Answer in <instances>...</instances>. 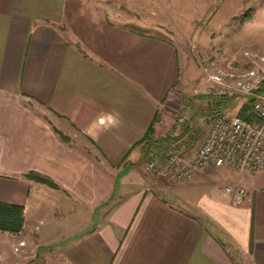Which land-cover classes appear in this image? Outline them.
<instances>
[{
    "label": "crops",
    "instance_id": "crops-1",
    "mask_svg": "<svg viewBox=\"0 0 264 264\" xmlns=\"http://www.w3.org/2000/svg\"><path fill=\"white\" fill-rule=\"evenodd\" d=\"M151 1L136 17L110 0H0V201L23 207L20 231H0V264H264V169L182 182L143 170L179 83ZM234 182L238 205L222 189Z\"/></svg>",
    "mask_w": 264,
    "mask_h": 264
},
{
    "label": "rangeland",
    "instance_id": "rangeland-1",
    "mask_svg": "<svg viewBox=\"0 0 264 264\" xmlns=\"http://www.w3.org/2000/svg\"><path fill=\"white\" fill-rule=\"evenodd\" d=\"M153 1H157L159 23L165 22L172 43L175 44L173 46L179 83L172 91L178 100L169 101V113L174 119L180 109H183L181 99L187 101L183 121L189 126L196 123L200 115L207 113L209 107H212V100L217 97L213 94V83L209 79V75L216 74V70L237 74L249 70L264 72V54L259 52V47L264 44V0ZM149 2L150 0H110V5L115 13L138 17L142 14L137 10L138 6L141 5L144 10V5ZM247 10L250 11V19L239 18ZM210 32H213L211 36ZM227 65H232L233 68H226ZM222 77L225 81L228 80L227 76ZM207 87L210 88L204 89ZM242 102L241 97L233 98L230 104L219 110V114L236 113ZM160 148L163 151L165 144ZM218 169L224 171L223 168ZM157 179L172 181L159 177ZM237 264L250 263L239 259Z\"/></svg>",
    "mask_w": 264,
    "mask_h": 264
},
{
    "label": "built area",
    "instance_id": "built-area-1",
    "mask_svg": "<svg viewBox=\"0 0 264 264\" xmlns=\"http://www.w3.org/2000/svg\"><path fill=\"white\" fill-rule=\"evenodd\" d=\"M215 73L209 75L213 94L249 99L254 118L247 119L236 113L202 114L196 123L179 134L187 104L186 99H181L184 106L165 134L168 138L165 148L149 154L143 164L145 173L180 182L209 168H224L237 174L264 169V72L249 70L237 74L218 69ZM190 138L194 139L193 144L187 143ZM222 189L232 205L240 204L246 193L245 185L240 182L223 185ZM17 244L21 246L23 242ZM13 249L16 251L17 247Z\"/></svg>",
    "mask_w": 264,
    "mask_h": 264
},
{
    "label": "trees",
    "instance_id": "trees-1",
    "mask_svg": "<svg viewBox=\"0 0 264 264\" xmlns=\"http://www.w3.org/2000/svg\"><path fill=\"white\" fill-rule=\"evenodd\" d=\"M250 16V11H245L242 15L239 16V18H248ZM243 19H241L242 21ZM209 98V96H208ZM234 97H226L224 95H219L215 99L211 101H207L212 104V107H209L206 114H212V115H218L220 112L219 110L222 109L224 106H227L230 104ZM251 102L249 99L243 100V102L239 105L236 114L247 118L252 119L254 118V114L251 111L250 108ZM189 128V125L187 123H181L180 125V132L179 134L183 133L185 130ZM152 132L151 126L147 128V131L145 132V138L143 137V141H145L146 149H143V154H147L149 151V147L153 144L154 140L150 138ZM164 141L160 142V144H166L168 141L167 136H163L162 138ZM194 139L190 138L189 141H187L188 144L193 143ZM25 177L32 179L36 182L45 184L51 188H56V185L46 176L33 172L28 171L24 174ZM22 220H23V207L21 205L17 204H10L6 202L0 201V231H7L9 233H17L20 231L22 226Z\"/></svg>",
    "mask_w": 264,
    "mask_h": 264
}]
</instances>
